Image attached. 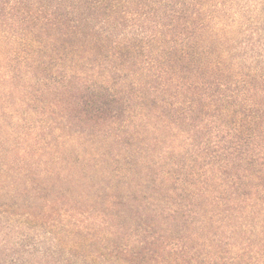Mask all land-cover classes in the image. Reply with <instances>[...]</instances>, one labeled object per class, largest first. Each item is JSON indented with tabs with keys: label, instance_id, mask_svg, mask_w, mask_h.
<instances>
[{
	"label": "trees",
	"instance_id": "1",
	"mask_svg": "<svg viewBox=\"0 0 264 264\" xmlns=\"http://www.w3.org/2000/svg\"><path fill=\"white\" fill-rule=\"evenodd\" d=\"M0 264H264V0H0Z\"/></svg>",
	"mask_w": 264,
	"mask_h": 264
}]
</instances>
